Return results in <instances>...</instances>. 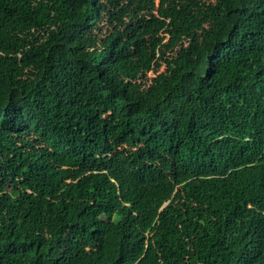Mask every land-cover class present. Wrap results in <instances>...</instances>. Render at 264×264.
Returning <instances> with one entry per match:
<instances>
[{
	"label": "trees",
	"instance_id": "trees-1",
	"mask_svg": "<svg viewBox=\"0 0 264 264\" xmlns=\"http://www.w3.org/2000/svg\"><path fill=\"white\" fill-rule=\"evenodd\" d=\"M154 1L0 0V264H264V0Z\"/></svg>",
	"mask_w": 264,
	"mask_h": 264
},
{
	"label": "rangeland",
	"instance_id": "rangeland-1",
	"mask_svg": "<svg viewBox=\"0 0 264 264\" xmlns=\"http://www.w3.org/2000/svg\"><path fill=\"white\" fill-rule=\"evenodd\" d=\"M158 2H159V0H155L154 1L155 5H157ZM128 17H129V14L124 18V20L127 21L128 20ZM99 27L102 29V33H105L107 31V29H108V23H107V18L106 17L99 24ZM164 69H165V67L164 66H161V68L157 72H154V70L152 72H149L148 73V77L149 78H152V77H154V75L156 76L158 73L163 72Z\"/></svg>",
	"mask_w": 264,
	"mask_h": 264
},
{
	"label": "clouds",
	"instance_id": "clouds-1",
	"mask_svg": "<svg viewBox=\"0 0 264 264\" xmlns=\"http://www.w3.org/2000/svg\"><path fill=\"white\" fill-rule=\"evenodd\" d=\"M150 72H152V71H150ZM148 73H149V72H148ZM148 73H147V74H148ZM154 77H155V75H154ZM154 77H152V78H154ZM148 78H149V77H148ZM166 205H167V203L164 204V206H166ZM164 206H163V207H164Z\"/></svg>",
	"mask_w": 264,
	"mask_h": 264
}]
</instances>
